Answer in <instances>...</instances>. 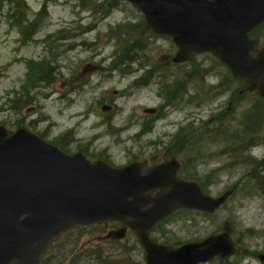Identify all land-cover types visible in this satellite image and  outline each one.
<instances>
[{
    "label": "rangeland",
    "instance_id": "374dc122",
    "mask_svg": "<svg viewBox=\"0 0 264 264\" xmlns=\"http://www.w3.org/2000/svg\"><path fill=\"white\" fill-rule=\"evenodd\" d=\"M106 1L23 0L26 26L36 23L33 34L32 27L13 26L7 18L11 7L3 5L0 125L11 132L26 128L68 154L86 152L93 161L117 166L131 161V155L168 151L172 159L178 153L187 164L182 175L211 197L239 182L214 216L177 213L156 227L151 238L181 245L226 230L237 253L207 264H264V194L244 178L264 163V99L251 93L238 96L244 84L210 54L174 65L177 49L169 37L152 34L131 4L120 0L112 10L101 9ZM24 29L26 42L20 41ZM125 46L131 49L123 55ZM40 61L55 66L52 85L32 86L27 79L28 68L36 70ZM171 91L178 99L167 102ZM24 97L32 98L30 104L16 106ZM246 126L249 137L240 136L237 156L253 165H233L229 131L239 135ZM100 225L58 240L53 263L145 264L134 233L111 241L106 238L109 227Z\"/></svg>",
    "mask_w": 264,
    "mask_h": 264
},
{
    "label": "water",
    "instance_id": "95a60500",
    "mask_svg": "<svg viewBox=\"0 0 264 264\" xmlns=\"http://www.w3.org/2000/svg\"><path fill=\"white\" fill-rule=\"evenodd\" d=\"M124 1L142 13L153 34L172 39L178 48L173 63L209 53L264 98V45L249 37L264 24V0ZM180 166L171 160L114 169L83 154L69 156L28 130L11 133L0 125V264H40L62 233L106 221L124 226L116 238L127 229L137 234L146 264H204L233 256L228 232L178 248L151 242L152 228L172 213L213 214L232 194L205 195L177 176Z\"/></svg>",
    "mask_w": 264,
    "mask_h": 264
},
{
    "label": "trees",
    "instance_id": "16d2710c",
    "mask_svg": "<svg viewBox=\"0 0 264 264\" xmlns=\"http://www.w3.org/2000/svg\"><path fill=\"white\" fill-rule=\"evenodd\" d=\"M46 1H50V0H46ZM120 0H107L106 2H103L102 4H100L101 9H105L106 6H110V10H112L113 8H115L117 6V3ZM4 4L9 5L11 8L9 9L8 12V21L11 22V24L13 26L19 27V29L21 30L22 27H32V34L34 32H36V30L33 28L35 27V25L33 23H35L34 21H30L27 24V21L24 20V12H23V6L21 4H25L23 2V0H0V13L2 11V7ZM45 10V6L42 9V12ZM109 10V11H110ZM108 11V12H109ZM41 15V14H39ZM33 22V23H32ZM36 24V23H35ZM134 26V25H132ZM125 27H129V23L126 24ZM23 36V42H26L28 38V30L24 29V33L22 34ZM131 49L130 46H125V48L122 50L123 51V55L125 53H127L129 50ZM48 61V60H46ZM40 64H38V66L36 67V70H34L33 68L29 67L28 65V74H27V79L31 80L32 86H39L41 84H46V83H50V85H52L55 82V66H53L51 63H46V62H39ZM119 64V62H117L115 64V66L117 67ZM37 71V73H36ZM122 72L124 73V70H122ZM245 87V86H244ZM167 102L172 101V100H177L178 96L175 94L174 91H171L170 93L166 94ZM32 100L31 97H24L19 98L17 101L16 106L18 105V103H21V107H25L27 105L30 104V101ZM191 104V102H188ZM15 106V107H16ZM225 126L221 127V132H223ZM250 129L246 126V129L243 128L242 129V133L239 135H236L233 133V131L230 129L229 131V142H228V147L231 148V151L229 152L232 156V164L233 165H247V164H251L248 160L246 161H242L238 159V154L240 153L238 148V142H240L241 138L240 136L243 134V136L247 137L248 133L247 131H249ZM249 137V136H248ZM247 137V138H248ZM258 169V170H257ZM252 170V169H251ZM251 170L246 174V176L244 178H246V180L248 181H252L254 182L258 188L257 190L260 192H263L264 194V163H260L256 166V168L254 167L252 172ZM252 173V174H251Z\"/></svg>",
    "mask_w": 264,
    "mask_h": 264
},
{
    "label": "flooded vegetation",
    "instance_id": "af4514ba",
    "mask_svg": "<svg viewBox=\"0 0 264 264\" xmlns=\"http://www.w3.org/2000/svg\"><path fill=\"white\" fill-rule=\"evenodd\" d=\"M171 159V156H170V152H163L162 154H158V155H154V156H151V155H148V156H144V154H141V155H138L137 157L135 156V159L131 160V161H148L149 165H155V164H158V163H161V162H165L167 160ZM100 226H106V227H109V231L108 233L111 234L113 233L115 230H118L120 229V225L118 223H114V222H106L104 223L103 225H100ZM107 233V234H108ZM131 232L128 231L127 232V235H129ZM111 241H114V239H110ZM52 249V248H51ZM52 255H51V251H47V253L45 254V256L43 257L42 259V264L44 262H47L50 264V261L52 260Z\"/></svg>",
    "mask_w": 264,
    "mask_h": 264
}]
</instances>
